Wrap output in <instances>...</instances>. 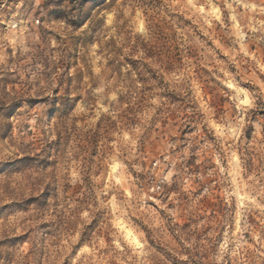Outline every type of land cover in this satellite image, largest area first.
<instances>
[{
	"label": "rangeland",
	"instance_id": "1",
	"mask_svg": "<svg viewBox=\"0 0 264 264\" xmlns=\"http://www.w3.org/2000/svg\"><path fill=\"white\" fill-rule=\"evenodd\" d=\"M0 264H264V0H0Z\"/></svg>",
	"mask_w": 264,
	"mask_h": 264
}]
</instances>
